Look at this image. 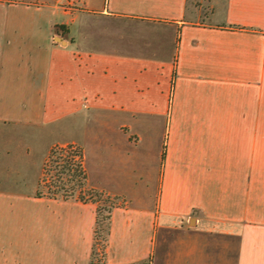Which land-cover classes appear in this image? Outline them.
<instances>
[{
  "label": "crops",
  "instance_id": "obj_1",
  "mask_svg": "<svg viewBox=\"0 0 264 264\" xmlns=\"http://www.w3.org/2000/svg\"><path fill=\"white\" fill-rule=\"evenodd\" d=\"M64 2L0 0V264H264V0ZM67 144L122 199L99 258L36 195Z\"/></svg>",
  "mask_w": 264,
  "mask_h": 264
},
{
  "label": "trees",
  "instance_id": "obj_2",
  "mask_svg": "<svg viewBox=\"0 0 264 264\" xmlns=\"http://www.w3.org/2000/svg\"><path fill=\"white\" fill-rule=\"evenodd\" d=\"M56 157L53 159V156ZM49 161H56L54 169L56 170L55 181H45L44 172L48 166ZM65 176L63 181L61 175ZM75 180L80 189V195L77 196L82 201H92L96 203V218L94 227V245L92 250L93 257H102L104 254V248L106 246L110 214L114 207L121 205L122 201H117L119 198L111 196L102 190H97L88 186L86 180V173L83 166V150L80 146L75 144L67 145H53L44 161L42 176L39 181V187L37 189V196H48L53 198H68L72 193H67L73 189L72 185L67 186ZM46 190L43 191L42 189ZM63 190V193L58 195L57 193ZM72 197V196H71ZM109 203L107 206L100 203V201Z\"/></svg>",
  "mask_w": 264,
  "mask_h": 264
},
{
  "label": "rangeland",
  "instance_id": "obj_3",
  "mask_svg": "<svg viewBox=\"0 0 264 264\" xmlns=\"http://www.w3.org/2000/svg\"><path fill=\"white\" fill-rule=\"evenodd\" d=\"M200 3V2H199ZM43 152V150H42V147H39L38 148V154L40 155L41 153ZM56 157V155L55 156H53V159ZM57 163H56V161L54 162V161H49L48 162V166L46 167V170H45V172H44V177H45V181H46V179H47V181H49V182H51V181H55V175H54V173H55V169H54V167H55V165H56ZM61 179L64 181L65 180V176H63V174L61 175ZM69 185H74L73 186V189L71 190V191H68L67 193H72V195H70V197L72 196V197H77V196H79L80 195V189L78 188V186H77V184H75V180L74 181H72L71 183H69V184H67V186H69ZM127 187L128 186H130V185H127V184H125ZM43 191H45L46 189L45 188H43L42 189ZM63 193V190H60L57 194L58 195H60L61 196V194ZM117 201H122V199H118ZM100 203L101 204H103V205H108L109 203L107 202V203H105V202H103L102 200L100 201Z\"/></svg>",
  "mask_w": 264,
  "mask_h": 264
},
{
  "label": "built area",
  "instance_id": "obj_4",
  "mask_svg": "<svg viewBox=\"0 0 264 264\" xmlns=\"http://www.w3.org/2000/svg\"><path fill=\"white\" fill-rule=\"evenodd\" d=\"M197 2H202V0H196ZM80 0H65L62 4L65 9L73 10L80 6Z\"/></svg>",
  "mask_w": 264,
  "mask_h": 264
}]
</instances>
